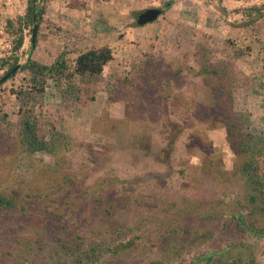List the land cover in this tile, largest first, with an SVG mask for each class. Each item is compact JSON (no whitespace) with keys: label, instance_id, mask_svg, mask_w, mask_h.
<instances>
[{"label":"rangeland","instance_id":"1","mask_svg":"<svg viewBox=\"0 0 264 264\" xmlns=\"http://www.w3.org/2000/svg\"><path fill=\"white\" fill-rule=\"evenodd\" d=\"M27 1L0 0V61L12 53L7 19L24 14ZM45 6L38 44L32 49L26 30L20 63L31 56L50 64L64 50L72 58L103 45L114 58L85 106L63 103L65 82L48 79L41 112L70 134L68 148L26 152L0 123V193L15 202L0 207V264H78L80 254L87 264H196L201 256L197 264H264V236L234 229L241 211V223L264 231V213L242 205L241 164L250 153L230 140L226 76L200 73L205 51L215 66L227 39L249 45L238 64L253 85L234 89L231 105L264 129V0ZM144 8L161 13L139 25L135 14ZM28 81L18 70L0 83V113L13 121V90ZM173 138L167 160L162 148Z\"/></svg>","mask_w":264,"mask_h":264},{"label":"trees","instance_id":"2","mask_svg":"<svg viewBox=\"0 0 264 264\" xmlns=\"http://www.w3.org/2000/svg\"><path fill=\"white\" fill-rule=\"evenodd\" d=\"M45 1L28 0L24 14L7 19L6 29L14 35L13 47L12 53L3 57L0 61V69L7 67L6 73L20 65L18 70L28 75V83L17 90H13L18 102L17 119L15 121L9 119L7 113L3 112L0 113V123L5 124L8 129L12 130L22 149L30 153L39 151L56 153L61 149L68 148L71 142L69 133L57 129L54 120L46 119L42 115L41 111L45 105L48 79L52 78L58 82V85H64L63 81L65 82V86L61 89L63 103H70V105L76 103L85 106L95 97L98 86L104 79L105 67L114 58L112 47L103 45L99 47L91 46L85 50L76 51V56L72 58L67 55L69 51L64 50L60 57L50 64L31 56L25 62L20 63L18 52L23 48L26 30H29L32 34L35 22L38 24V31L35 41L32 42L31 40L32 49L38 44L39 29L46 13ZM202 47L206 49L205 44H202ZM246 47L250 46H241L231 39H227L225 45L219 50L221 57L215 66L209 65L210 61H208L207 53L210 51L204 52L206 58L202 63L200 73L220 77L226 76L227 81H225L223 89L228 93L231 103L234 89L250 88L253 85V77L246 74L238 64V60L246 53ZM217 98H219V93ZM231 103L227 107L228 109L231 108L232 113H230L231 115H229L226 123L229 127L230 140L237 152L250 153V158L241 164L242 176L246 178V198L248 201V203L242 205L243 207L249 206L248 204L252 205L250 212L252 215L257 216L260 214L259 212L264 213V129L256 125L251 126L250 117L247 114L243 115L232 110L233 105ZM173 142L174 138L167 147L162 148L167 160H169L173 150ZM13 206H15V202L0 193V207ZM234 216L239 217L235 222L236 226H234L239 234L255 235L254 231L248 228L249 226L256 229L252 223H248V226L241 223L243 218L241 211L240 213L235 212ZM258 229L264 230V227ZM131 244L128 243V245L123 246L128 247ZM75 249H80V246L77 245ZM79 257L78 264H87L81 258V254ZM200 259L195 260L194 263L197 264ZM235 263V261H232L226 264Z\"/></svg>","mask_w":264,"mask_h":264},{"label":"water","instance_id":"3","mask_svg":"<svg viewBox=\"0 0 264 264\" xmlns=\"http://www.w3.org/2000/svg\"><path fill=\"white\" fill-rule=\"evenodd\" d=\"M161 13V9L158 8H144L140 9L136 12L135 18L139 25L146 24L150 21H153L158 17V15ZM38 31V24L37 22L34 23L33 30H32V42L36 39V34ZM20 65H17L15 68H13L11 71L7 72L5 75H3L0 78V83L5 82L7 79H9L16 71H18ZM254 233L258 236H264V231H254Z\"/></svg>","mask_w":264,"mask_h":264}]
</instances>
